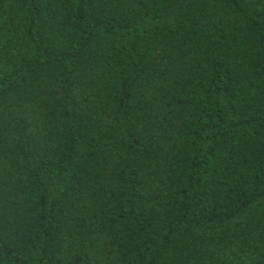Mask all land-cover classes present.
Masks as SVG:
<instances>
[{"label": "trees", "instance_id": "16d2710c", "mask_svg": "<svg viewBox=\"0 0 264 264\" xmlns=\"http://www.w3.org/2000/svg\"><path fill=\"white\" fill-rule=\"evenodd\" d=\"M0 264H264V0H0Z\"/></svg>", "mask_w": 264, "mask_h": 264}]
</instances>
